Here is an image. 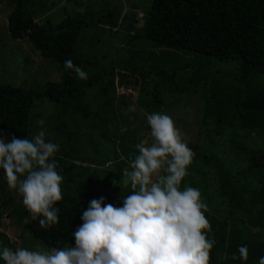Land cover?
<instances>
[{
  "label": "rangeland",
  "instance_id": "1",
  "mask_svg": "<svg viewBox=\"0 0 264 264\" xmlns=\"http://www.w3.org/2000/svg\"><path fill=\"white\" fill-rule=\"evenodd\" d=\"M150 3L151 0H28L25 4L39 27L47 20L55 24L65 16L91 11L89 26L83 31L87 39L82 46L93 45L92 49L104 64L114 63L113 67L107 66V77L103 79V85H110L107 112L86 120L72 112L61 118L65 122L63 130L72 131L74 138L70 134L55 135L56 132L52 131L49 124L58 121L53 103L35 108L29 139L39 131H45L46 136L59 145L54 158L58 162V170L65 177L62 189L67 187L69 192L74 193L79 179L87 180L92 175L97 179L96 185L92 189L85 187L84 194L102 195L117 205L119 197L127 191V188L120 189L114 184L120 183L122 177L114 179L108 172L119 171L123 162H129L136 154L135 145L141 139L149 138L146 116L153 111L150 104L153 80L143 71L132 73L119 63L136 60L134 53L143 57L152 54L149 50L154 49L144 35ZM15 4V0H0V82L36 87L48 81H58L60 69L57 62L43 57L25 34L15 39L10 36L7 22ZM109 11L115 15L110 17L114 25L100 21ZM154 51L157 52V49ZM238 67L237 60L213 59L209 80L195 90L172 92L163 88V104L159 111L172 117L187 145L193 143L198 146L188 175L192 176L193 187L200 190L208 206L205 214L211 226L219 229L224 237L234 223L249 226L254 231H264V192L260 193L257 206L252 207L249 200L250 193L259 188V175L264 171V131L250 135L243 133L237 121L231 119L219 135H214V125L202 123V96L239 100L255 91L258 83H264L262 66H258L261 71L251 82L236 75ZM99 87L86 92L93 114L101 102ZM130 105L135 106V112L126 111ZM226 113L234 116L231 111ZM122 128L126 131H121ZM70 142H73L72 145H69ZM218 166H222L236 181L238 194L246 199V207L232 216H227V207L219 192ZM24 211L21 197L5 182L0 193V233L5 236L6 247H44L23 229ZM65 244L73 245L61 243V246ZM219 248L220 255L212 264H217L223 257V247L219 245Z\"/></svg>",
  "mask_w": 264,
  "mask_h": 264
},
{
  "label": "trees",
  "instance_id": "2",
  "mask_svg": "<svg viewBox=\"0 0 264 264\" xmlns=\"http://www.w3.org/2000/svg\"><path fill=\"white\" fill-rule=\"evenodd\" d=\"M27 1L15 0V7L8 16L7 30L14 39L25 34L43 57L57 62L60 79L36 87L0 82V132L14 134L17 138H30L35 108L44 103L49 106L53 103L58 121L49 124L52 131L56 132L55 135L70 134L74 138L71 136L72 131L63 130L65 122L61 118L72 112L86 120L107 112L110 106V85H103V79L107 77V66L113 67L114 63L110 61L104 64L92 49L93 45L87 48L82 46L84 39H87L83 36V31L89 26L91 11L65 16L55 24L47 20L39 27L26 9ZM110 17H115L111 11L100 21L114 25ZM144 35L157 52L149 50L152 54L146 57L134 53L136 60L121 61L119 66L132 73L143 71L153 80L150 94L153 113L161 109L163 88L172 92H184L205 84L210 78L213 59L237 60L239 67L236 75L246 82L252 81L255 74L261 71L258 66L264 68V0H151L150 10L145 18ZM69 59L88 74L86 80L80 79L73 70L65 69L64 61ZM95 86H100L101 102L93 114L86 100V92ZM256 88L239 100L202 96V123H212L214 135H219L231 119L237 121L243 133L250 135L263 132L264 83H258ZM226 111L233 112L234 116L231 117ZM208 134L211 136V133ZM188 147L195 157L198 146L190 143ZM74 150L77 152V149ZM66 156L69 154L66 153ZM127 166L128 162L124 161L119 171L110 170L108 175L118 179ZM216 172L227 216L240 213L246 207V199L238 194L236 181L222 166H218ZM96 181L91 175L87 180L79 179V188L74 193L69 192L67 187L62 189L63 199L57 203L60 208L58 225L45 230L40 228L38 220L25 224L23 221L29 216L25 210L23 229L44 247L61 246V243L74 244L71 233L75 226L82 223L80 216L83 210H87L90 200L102 196L83 193L85 187L92 189ZM5 182L0 173V193L4 190ZM258 183L259 188L249 195L252 207L257 206L260 202L258 197L264 192V171L259 175ZM185 185L193 187L192 176L184 178L181 187ZM127 193L128 189L121 196ZM121 196L117 201L118 206H122ZM105 202L111 203L107 197ZM208 236L215 240L210 253V264L220 255L219 245L223 247V257L217 264H258L259 256L264 255L263 230L254 231L249 226L234 223L229 226L225 237L213 226ZM5 242V236L0 233V247H6ZM242 244H246L249 249L247 262L232 259L234 253L238 256L237 247Z\"/></svg>",
  "mask_w": 264,
  "mask_h": 264
},
{
  "label": "clouds",
  "instance_id": "3",
  "mask_svg": "<svg viewBox=\"0 0 264 264\" xmlns=\"http://www.w3.org/2000/svg\"><path fill=\"white\" fill-rule=\"evenodd\" d=\"M64 67L82 80L88 78L70 59ZM135 110L130 105L126 111ZM146 120L149 138L135 145L137 152L120 183L114 182L128 189L120 198L122 206L106 203L104 196L92 199L71 233L73 245L0 247V264H210L215 240L208 236V206L198 188L181 187L194 152L171 116L153 112ZM58 151L45 131L31 139L0 132V173L29 213L25 224L38 220L48 230L60 223L57 203L63 199L65 177L54 159ZM237 252L233 260L248 261L246 244ZM258 264H264V255Z\"/></svg>",
  "mask_w": 264,
  "mask_h": 264
}]
</instances>
